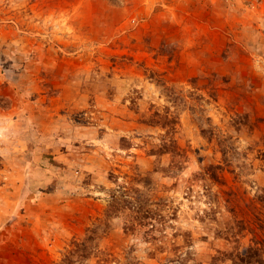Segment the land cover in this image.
Wrapping results in <instances>:
<instances>
[{"label":"rangeland","instance_id":"obj_1","mask_svg":"<svg viewBox=\"0 0 264 264\" xmlns=\"http://www.w3.org/2000/svg\"><path fill=\"white\" fill-rule=\"evenodd\" d=\"M0 264H264V0H0Z\"/></svg>","mask_w":264,"mask_h":264}]
</instances>
